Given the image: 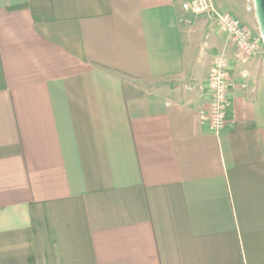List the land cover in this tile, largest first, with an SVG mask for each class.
I'll return each mask as SVG.
<instances>
[{"label":"crops","instance_id":"0c3cea01","mask_svg":"<svg viewBox=\"0 0 264 264\" xmlns=\"http://www.w3.org/2000/svg\"><path fill=\"white\" fill-rule=\"evenodd\" d=\"M188 1L0 0V264H264V42L241 0L212 1L252 58Z\"/></svg>","mask_w":264,"mask_h":264},{"label":"built area","instance_id":"2783aa9c","mask_svg":"<svg viewBox=\"0 0 264 264\" xmlns=\"http://www.w3.org/2000/svg\"><path fill=\"white\" fill-rule=\"evenodd\" d=\"M244 11L255 16L254 0H241ZM186 13L211 17L216 20L220 29L225 33L228 43L246 58L255 57L259 51V42L251 29L231 13L220 12L212 0H191L182 6ZM229 63L224 56L218 57L208 75L207 92L210 105L207 113L211 129L220 134L227 127V111L229 105ZM242 79L248 78L242 73ZM246 84L243 85L245 87Z\"/></svg>","mask_w":264,"mask_h":264},{"label":"rangeland","instance_id":"374dc122","mask_svg":"<svg viewBox=\"0 0 264 264\" xmlns=\"http://www.w3.org/2000/svg\"><path fill=\"white\" fill-rule=\"evenodd\" d=\"M254 18L256 19L255 16ZM182 20L190 27V30H197L202 24H204L206 27L210 24L204 16L194 15V14L186 13L184 11H183Z\"/></svg>","mask_w":264,"mask_h":264},{"label":"water","instance_id":"95a60500","mask_svg":"<svg viewBox=\"0 0 264 264\" xmlns=\"http://www.w3.org/2000/svg\"><path fill=\"white\" fill-rule=\"evenodd\" d=\"M255 17L259 27V32L264 42V0H254Z\"/></svg>","mask_w":264,"mask_h":264}]
</instances>
